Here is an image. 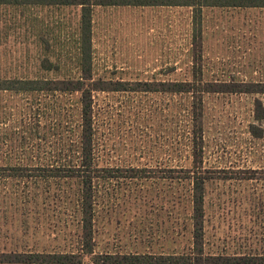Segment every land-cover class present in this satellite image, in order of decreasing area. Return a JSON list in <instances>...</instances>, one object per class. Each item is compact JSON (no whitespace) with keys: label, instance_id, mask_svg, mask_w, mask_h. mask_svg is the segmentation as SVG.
I'll return each mask as SVG.
<instances>
[{"label":"rangeland","instance_id":"obj_1","mask_svg":"<svg viewBox=\"0 0 264 264\" xmlns=\"http://www.w3.org/2000/svg\"><path fill=\"white\" fill-rule=\"evenodd\" d=\"M9 1L0 9V78L78 79L80 6ZM200 1L92 6L86 61L94 80L112 82H187L199 68L191 173L205 178L204 251L264 255V93H201L264 88V8L202 7L199 18ZM92 107L96 164L110 169L93 182L95 252H189L191 186L168 169L192 168L190 96L97 92ZM79 112L75 92H0V164L9 169L0 183L1 252L78 251L79 183L69 168L79 164ZM130 168L146 178L126 177Z\"/></svg>","mask_w":264,"mask_h":264},{"label":"trees","instance_id":"obj_2","mask_svg":"<svg viewBox=\"0 0 264 264\" xmlns=\"http://www.w3.org/2000/svg\"><path fill=\"white\" fill-rule=\"evenodd\" d=\"M17 1V0H14ZM24 1V0H22ZM36 1V0H35ZM54 4L80 6V46H81V76L78 79L51 83L46 80H21L1 79L0 92H42L60 91L75 92L79 94V135L77 150L79 164L69 168L71 177L77 178L79 183V211L81 236L78 251L75 253H3L0 251V264H84L83 259L74 261L73 258H91L89 264H264V255H217L207 254L204 251V186L205 178L199 177V172L191 173L192 169L199 166V80L201 72L199 68L192 69L191 81L178 82H122L105 81L92 78L90 64L87 63L89 50L91 49V7L95 5H126L147 6L161 4L160 0H54ZM156 1V2H155ZM173 0L167 5L194 6V0ZM184 1V2H183ZM200 1V0H199ZM9 0H0V9ZM33 2V1H30ZM176 2H180L178 4ZM202 2V3H201ZM201 3V4H200ZM202 7H246L264 8V0H201L199 2L195 17L201 15ZM198 13V14H197ZM200 35V34H199ZM208 85V84H206ZM212 86V85H209ZM215 86V85H214ZM131 87V88H129ZM141 87L140 89H136ZM219 88L202 89L201 93H264L263 89H253L252 86L234 88L231 85H218ZM252 87V88H250ZM264 87V86H262ZM142 92L162 93L168 92L175 95L185 94L190 96V107L188 115L189 125V148L192 157V168H169V173L176 170L184 172L182 178L188 180L190 188L191 203V248L182 254H130V253H97L94 250L93 239V217L95 209L94 180L105 178L107 168L99 167L94 156V130H93V107L92 97L97 92ZM201 115V113H200ZM263 119L255 117L256 121ZM201 130V129H200ZM9 169L0 164V183L8 176ZM117 171V170H116ZM132 174L129 178H146L143 176V168H130ZM105 172V173H104ZM116 177V176H110ZM169 179L176 177L165 176Z\"/></svg>","mask_w":264,"mask_h":264}]
</instances>
